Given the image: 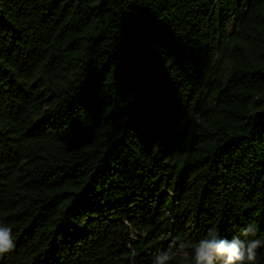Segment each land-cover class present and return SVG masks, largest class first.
<instances>
[{
	"label": "trees",
	"instance_id": "trees-1",
	"mask_svg": "<svg viewBox=\"0 0 264 264\" xmlns=\"http://www.w3.org/2000/svg\"><path fill=\"white\" fill-rule=\"evenodd\" d=\"M249 223L264 239V0H0V264L173 239L188 264Z\"/></svg>",
	"mask_w": 264,
	"mask_h": 264
},
{
	"label": "clouds",
	"instance_id": "clouds-1",
	"mask_svg": "<svg viewBox=\"0 0 264 264\" xmlns=\"http://www.w3.org/2000/svg\"><path fill=\"white\" fill-rule=\"evenodd\" d=\"M15 241L10 227L0 224V257L11 252ZM187 247L184 241L171 240L167 250L158 252L151 264H170ZM264 247V239L257 237V228L249 223L238 236L222 238L210 229L191 248L188 264H257V250Z\"/></svg>",
	"mask_w": 264,
	"mask_h": 264
}]
</instances>
